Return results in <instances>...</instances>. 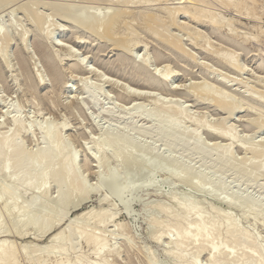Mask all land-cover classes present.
Returning <instances> with one entry per match:
<instances>
[{"label": "rangeland", "instance_id": "obj_1", "mask_svg": "<svg viewBox=\"0 0 264 264\" xmlns=\"http://www.w3.org/2000/svg\"><path fill=\"white\" fill-rule=\"evenodd\" d=\"M119 10L128 15L114 42L102 28ZM83 11L91 18L80 22ZM211 13L225 23L213 22ZM154 15L159 19L145 22ZM0 30V139L7 135L11 144L16 137L26 158L36 153L37 167L29 176L18 172L20 177L15 166L24 158L5 170L0 161V245L12 250L0 264H264V0H0ZM41 44L60 71L58 80ZM70 50L94 72L76 71ZM145 57L150 62L143 67ZM230 57L239 65H231ZM135 89L138 97H128ZM161 130H179L185 147L165 145ZM197 140L204 151L193 149ZM50 141L61 146L56 154L37 157ZM258 147L262 151L254 152ZM207 149L210 157L202 153ZM234 157L240 172L228 165L219 170ZM62 159L71 175L58 183L52 178L64 175ZM249 170L255 173L251 181L240 176ZM131 183L130 189L138 186L133 193ZM228 220L239 230L230 229ZM83 226L88 236L101 238L88 243L76 235ZM69 229L63 253L61 236ZM213 244L224 253L212 258Z\"/></svg>", "mask_w": 264, "mask_h": 264}, {"label": "bare ground", "instance_id": "obj_2", "mask_svg": "<svg viewBox=\"0 0 264 264\" xmlns=\"http://www.w3.org/2000/svg\"><path fill=\"white\" fill-rule=\"evenodd\" d=\"M158 1V0H157ZM161 1V0H160ZM147 2V1H146ZM240 4V3H239ZM195 8V7H194ZM87 9V8H86ZM90 9V8H89ZM187 10V8H184V10ZM196 9V8H195ZM122 10V9H121ZM185 10V12H187L189 15H190V13L193 11L192 9H189L190 11H186ZM57 11V10H56ZM120 11V10H119ZM124 11V10H123ZM123 11H120V12H115L114 14H112V15H110L109 16V19H108V22L107 23H105L106 24V27H103L102 29L104 30V31H106L108 34H114L113 36H115V40L114 39H110V40H114V42L117 40L116 39V36L118 35V33L116 34V31H117V27L120 25V24H122L123 22H124V20H125V18H126V16L128 15L127 14V10L125 11V12H123ZM173 11V10H172ZM183 11V10H182ZM195 11V10H194ZM64 12V11H63ZM62 12V13H63ZM91 12H93V11H91L90 10V13L89 14H91ZM174 12V11H173ZM173 12H170V14L172 13V15H174L173 14ZM86 13H88V12H81L80 14L79 13H77V19L81 22V20L82 19H86L88 16H85L86 18H83L84 17V15H86ZM98 13V12H97ZM129 13V12H128ZM175 13H176V10H175ZM210 13V12H209ZM88 14V15H89ZM93 14V13H92ZM100 15H101V13H99ZM98 14V15H99ZM186 14V13H185ZM187 14V15H188ZM62 15V14H61ZM98 16V19H100V20H104L103 19V16H102V19L100 18L101 16ZM147 15V14H146ZM193 15V14H192ZM192 15L190 16V17H192ZM211 16H213L212 15V13L210 14ZM209 15V16H210ZM215 15V14H214ZM64 15H62V17H63ZM94 16H96V14H95V12H94V14L92 15V18L94 17ZM194 16V15H193ZM200 16V15H199ZM202 16V15H201ZM196 17V16H195ZM198 17V16H197ZM206 17V16H205ZM89 18H91V15H89V17L87 18V19H89ZM97 18V16L94 18V20ZM145 18H147V19H145V22H148L149 21V19H151V21H152V19H159L158 17H156L155 15L154 16H150V17H145ZM200 18V17H199ZM207 18H208V15H207ZM97 19V20H98ZM212 21L213 22H215V17L213 16L212 18ZM211 19L209 18V20L211 21ZM84 20H82V22L84 21ZM106 20H107V18H106ZM99 21V20H98ZM85 22V21H84ZM86 22H87V20H86ZM100 22V21H99ZM176 22H178V21H176ZM182 22V21H181ZM217 22V21H216ZM215 22V23H216ZM94 23V22H93ZM125 23V22H124ZM185 23V22H184ZM218 24H224L223 22H217ZM80 24V23H79ZM83 24V23H82ZM95 24V23H94ZM96 24H98V23H96ZM128 24V23H127ZM146 24V23H145ZM149 24V23H148ZM147 24V25H148ZM179 23H177L176 25H178ZM87 25V24H86ZM99 25V24H98ZM124 25V24H123ZM216 25V24H215ZM92 26V25H91ZM90 26V27H91ZM96 26V25H95ZM94 26V27H95ZM126 27H127V25H126ZM96 28H97V26H96ZM128 28H129V25H128ZM1 31V30H0ZM3 32V31H2ZM62 32V31H61ZM96 32V31H95ZM133 32V31H132ZM106 33V34H107ZM1 34V33H0ZM62 34V33H61ZM60 34V35H61ZM107 34V35H108ZM116 34V35H115ZM119 34H120V32H119ZM122 34V33H121ZM121 34H120V38H122L121 37ZM47 36V35H46ZM50 36V35H49ZM195 36V35H194ZM108 37H110V36H108ZM112 37V36H111ZM119 37V36H118ZM164 37V36H163ZM161 38V37H160ZM49 39H50V41H54L55 39L53 38V36L52 37H49ZM125 39V37L123 38V40ZM129 39V38H128ZM59 40V39H58ZM61 40V39H60ZM119 40H121V39H119ZM118 41V40H117ZM125 41H127V38L125 39ZM129 41V40H128ZM172 41V40H171ZM57 42H59V41H57ZM63 42V41H62ZM121 42V41H120ZM54 43V42H53ZM56 43V42H55ZM60 43V42H59ZM67 43V42H66ZM174 43V42H173ZM65 44V43H64ZM117 44H118V42H117ZM116 44V45H117ZM119 44H121V43H119ZM118 44V45H119ZM171 44H172V42H171ZM175 44V43H174ZM68 45V44H67ZM173 45V44H172ZM244 45V44H243ZM41 46V49L43 50L42 51V53L44 54V56H45V59H46V63H47V65L49 66V68H50V70H51V73H52V75H53V77H54V79L55 80H58L59 79V77H60V71H59V69H58V67L56 66V65H54L53 64V62L50 60V58H49V56H48V54H46V51H44V49L42 48V44L40 45ZM64 46V45H63ZM69 46V45H68ZM65 47H66V45H65ZM73 47V46H72ZM180 47V46H179ZM208 47V46H207ZM74 48V47H73ZM67 49V48H66ZM70 49V48H69ZM68 49V50H69ZM180 49V48H179ZM231 49V48H230ZM74 51H75V48H74ZM74 51H68V54L70 55V56H72V57H75L76 59H74L75 60V63H74V69L76 70V71H78V70H81V69H86V71L88 70L89 71V73L90 72H94L93 70H92V68H87L88 66H85L84 65V61L82 60V57L81 58H79L78 57V55L74 52ZM236 51V50H235ZM237 52V51H236ZM226 54V53H225ZM232 54V53H231ZM227 55H230V54H227ZM233 55V54H232ZM231 55V56H232ZM85 57V59H86V57L87 56H84ZM83 57V58H84ZM146 58V57H145ZM148 58V57H147ZM145 59V61H144V63L142 64L143 65V67H145V65L147 66L148 65V63L150 62L149 61V59ZM227 58V57H226ZM233 58V57H232ZM136 59V58H135ZM142 61H143V58H142ZM236 61V60H235ZM235 61L233 60V59H231V57L228 59V62L231 64V65H233L234 66V63H235ZM237 62V61H236ZM238 63V62H237ZM236 64V63H235ZM241 64V63H240ZM89 65V64H88ZM236 65H239V64H236ZM244 65V64H243ZM160 66V65H159ZM166 68H167V66H165ZM238 67V69L241 67V65H240V67L239 66H237ZM157 68V67H156ZM244 68V67H243ZM243 68L241 67V71H243ZM72 69H73V67H72ZM95 69V68H94ZM143 69V68H142ZM237 69V68H236ZM96 71H97V69H95ZM155 70V69H154ZM244 70H245V68H244ZM73 71V70H72ZM71 71V72H72ZM84 71V70H83ZM142 71L143 70H140V72L142 73ZM158 71V70H157ZM172 71V70H171ZM102 72V71H101ZM101 72H99V73H101ZM139 72V73H140ZM145 72V71H144ZM160 72H162V71H160V69H159V73ZM174 72V71H173ZM88 73V72H87ZM86 73V74H87ZM140 73V74H141ZM146 73V72H145ZM163 73H164V71H163ZM77 74V73H76ZM103 74V73H102ZM173 74V73H172ZM95 75V74H94ZM142 75H143V73H142ZM150 75V74H149ZM100 76V75H99ZM108 76V75H107ZM135 76H137V75H135ZM144 76V75H143ZM152 76H154L155 78H156V80H157V78H158V80L159 79H163L160 75H158L157 73H152ZM142 77V76H141ZM109 78H110V76H109ZM147 78V77H146ZM145 78V79H146ZM173 78V76L172 75H170L168 72H167V74L165 75V78H164V80H166L167 82H170V79H172ZM101 79V78H100ZM111 79V78H110ZM144 79V78H143ZM150 79H153V78H150ZM106 80H108V79H105L104 80V82H108V81H106ZM142 80V79H141ZM111 81V80H110ZM147 81V80H146ZM153 81V80H152ZM157 82V81H156ZM43 83V82H42ZM152 83V82H151ZM126 84V83H125ZM181 84V83H180ZM179 84V85H180ZM123 85V84H122ZM178 85V86H179ZM130 86V85H129ZM125 87V86H124ZM131 87V86H130ZM129 87V88H130ZM132 88V87H131ZM143 89V88H142ZM209 89V88H208ZM124 90H125V88H124ZM129 90V89H128ZM139 90V89H138ZM214 89H212V91H213ZM133 91H134V87H133ZM206 91V90H205ZM142 92H144V91H142ZM147 92V91H146ZM150 92V91H149ZM126 93H127V91H126ZM135 93H137V90L135 89V92L133 93L131 90L130 91H128V94H127V96L128 97H130V98H135L136 96H137V94H135ZM139 93V92H138ZM151 94V93H150ZM203 94V93H202ZM208 94V93H207ZM140 96H142V94H139ZM144 95V94H143ZM148 95V94H147ZM146 95V96H147ZM213 95V94H212ZM145 96V95H144ZM214 96V95H213ZM229 95H227V97H228ZM231 96H232V94H231ZM236 96V95H235ZM126 97V95H124V97L123 98H125ZM138 97V96H137ZM226 97V98H227ZM230 97V96H229ZM94 98V97H93ZM96 98V97H95ZM122 98V99H123ZM140 99V98H139ZM212 99V98H211ZM126 100H127V98H126ZM216 100H217V98H216ZM223 100H224V98H223ZM125 101V100H124ZM221 101V100H220ZM226 101H228V100H226ZM222 102V101H221ZM229 102V101H228ZM243 102V101H242ZM245 102V101H244ZM247 102H249V101H247ZM128 102H126V104H127ZM224 102H222L221 104H223ZM234 104V103H233ZM131 105H133V104H131ZM130 105V106H131ZM137 105V104H136ZM217 105V104H216ZM228 105V104H227ZM231 105V104H230ZM219 107L220 106H222V107H224V105H218ZM226 106V105H225ZM251 106V105H250ZM228 106H226V108H227ZM230 107V106H229ZM234 107V106H233ZM132 108V107H131ZM231 108H232V105H231ZM237 109V108H236ZM258 109V108H257ZM261 109H262V107H261ZM106 110V109H105ZM180 110V109H179ZM182 110V111H181ZM180 111H181V113L184 111L183 109H181ZM260 110V109H259ZM107 111V110H106ZM179 111V112H180ZM260 111H264V110H260ZM110 112V111H109ZM184 113V112H183ZM232 113V112H231ZM173 116V115H172ZM19 121V122H18ZM14 122L17 124L16 125V127L18 126L19 127V129H20V125H21V122H20V120H18V118L16 119H14ZM262 124V123H261ZM259 124L257 123V126H258ZM263 125V124H262ZM160 126V125H159ZM158 126V127H159ZM161 126H162V124H161ZM160 126V127H161ZM260 126V125H259ZM157 127V128H158ZM262 127H264V126H262ZM162 128V127H161ZM177 128V127H176ZM260 129H261V127H259ZM24 129V128H23ZM163 129V128H162ZM164 129H166V128H164ZM179 129V128H178ZM213 129V128H212ZM264 129V128H263ZM158 130H160V129H158ZM180 130V134L183 132V131H181V129H179ZM179 130H177V132H170V131H167V130H165V132H163V130H161V135H163V142L165 143V145H167V146H173L175 143L176 144H178L179 146H182V147H185V145H186V142L184 141L185 140V138L184 139H182L181 137H180V134H179ZM210 130V129H209ZM213 130H215V129H213ZM230 130H231V128H230ZM233 130V129H232ZM217 132H218V130H217ZM228 133H229V135H230V137L229 138H231V135H234V134H232L233 133V131H232V133L230 134V131H227ZM49 133V132H48ZM183 133H185V131L183 132ZM219 133V132H218ZM210 134L211 135H215L216 134V132L214 131H212V132H210ZM222 133H219V135H221ZM48 135V134H47ZM217 135V134H216ZM223 135H225V134H223ZM228 135V134H227ZM226 135V136H227ZM111 137V139H110V137ZM107 138L111 141V142H113V140H117L116 139V136H111V135H109ZM159 136V135H158ZM185 136V135H184ZM115 137V138H114ZM117 137H119V136H117ZM125 137V136H124ZM124 137H122V139H123V141H124ZM16 138V137H15ZM14 138V140L11 142V144H10V142L8 143V139H9V136H4L2 139H0V161L2 160V162H3V166H2V170H5V169H7V166H8V163L9 162H11V161H15L17 158H21L22 157V160H23V158L25 159V162L23 161L22 163H20L18 166L16 165H14L15 167H16V170H18V171H16L17 173L19 172H21V173H23L24 175L26 174V176H29V174L31 175L34 171H36V169H37V167H36V164L34 163V158L36 157V153H34V155L31 153V152H29V155H27V156H29L28 158H26L25 156H24V154H25V152L23 151V148H22V144L21 143H19V141L17 140V139H15ZM59 139L60 138H58V141H59ZM118 139H120V138H118ZM231 139H234V138H231ZM61 140V139H60ZM125 140H130L128 137L125 139ZM57 142V141H56ZM115 142V141H114ZM113 142V143H114ZM118 143H119V141H117ZM121 143H122V140L120 141ZM125 142V141H124ZM127 142V141H126ZM129 142V141H128ZM131 142V141H130ZM107 143H109L110 144V142H108L107 141ZM116 143V142H115ZM134 143H136V142H134ZM133 142H132V144H134ZM230 143V142H229ZM231 143H233V141H231ZM112 144V143H111ZM117 144V143H116ZM123 144V143H122ZM176 144H175V146H176ZM242 144H243V142H242ZM242 144H240V145H242ZM58 145V144H57ZM188 145V144H187ZM239 145V146H240ZM59 146V145H58ZM58 146H56V143L54 142L53 143V141H50V144L48 145V147L47 148H45V149H43V150H41L40 152H39V156H37V157H39V158H48V157H52V155H55L56 154V150H57V148H58ZM232 146V145H231ZM244 146V145H243ZM261 146V145H260ZM61 146H59V148H60ZM181 147V148H182ZM187 147V146H186ZM228 147H229V144H228ZM261 147H263V146H261ZM201 145H200V143H199V141L197 140V142H196V144H194V146H193V149L194 150H198V152H200L199 150H201ZM227 149V148H226ZM230 149V148H229ZM242 149V148H241ZM259 147L258 148H254V152H256V153H259V151H262V149H259ZM25 150V149H24ZM193 150V151H194ZM208 150V149H207ZM264 150V149H263ZM119 151V150H118ZM118 151H117V153H118ZM201 151H204V150H201ZM54 152H55V154H54ZM58 152H60V151H58ZM195 152H197V151H195ZM206 152V151H205ZM262 152H264V151H262ZM24 153V154H23ZM61 153V152H60ZM63 153L64 152H62V155H63ZM203 153V155L205 154V155H207V156H211V152H209V150H208V152H206V153H204V152H202ZM28 154V153H27ZM32 155V157H31V155ZM262 154V153H261ZM26 155V154H25ZM58 155V154H57ZM115 155H117L116 153H115ZM33 156H35L34 158H33ZM209 156V157H210ZM55 157V156H54ZM60 157H62V156H60ZM59 157V158H60ZM206 157V156H205ZM231 157V156H230ZM33 158V159H32ZM56 159H58L57 157H55ZM63 158V157H62ZM130 158V157H129ZM28 161H27V160ZM51 159V158H50ZM55 159V160H56ZM206 159V158H205ZM204 159V160H205ZM236 158L234 157V158H232V159H230V160H226V161H224V162H222V164H221V166L219 167V170H222L223 168L222 167H225V166H227L228 165V167H231V171L233 170V172L235 171L236 172V170H238L239 171V169H238V167L236 166L237 164H236V160H235ZM32 160V161H31ZM63 160V159H62ZM73 160V162H74V160H75V157L72 159ZM221 160V159H220ZM59 161H61V160H59ZM129 161V160H128ZM65 162H69V161H65ZM63 163H64V160H63ZM52 164V163H51ZM68 164H70V163H64V167H65V172H64V175H62L61 177L60 176H58V175H54L53 176V181H57L58 183L59 182H61L62 180L64 181V179L65 180H67L69 177L68 176H70L71 175V171L69 170L70 168L68 167ZM10 165H12L11 163H10ZM9 165V166H10ZM9 166H8V168H9ZM52 166V165H51ZM13 167V166H12ZM14 168V167H13ZM15 169V168H14ZM225 169V168H224ZM227 169V168H226ZM229 169V168H228ZM44 172L42 173H40L41 175L43 174L45 177H46V175L44 174L46 171H47V168L46 169H44L43 170ZM70 171V172H69ZM185 171V173L187 174L188 173V169H185L184 170ZM223 171V170H222ZM240 172V171H239ZM241 172H243V171H241ZM17 173H15L16 174V176L17 175H19V173L17 174ZM69 173H70V175H69ZM128 173V172H127ZM262 173V172H261ZM28 174V175H27ZM154 174V173H153ZM233 174H235V173H233ZM239 173L237 172V175H238ZM240 174H242V173H240ZM255 173H254V171H252V170H249V171H246V172H244L243 173V175H240V176H243V178H245V179H247L248 181L253 177V175H254ZM8 175V174H7ZM42 175V176H43ZM196 175V174H195ZM264 176V172L261 174V176ZM12 176H15L14 174L12 175ZM11 176V177H12ZM15 176V177H16ZM20 176V175H19ZM19 176H18V178H19ZM22 176V175H21ZM20 176V177H21ZM44 176H43V178H44ZM183 176V175H182ZM240 176H239V178H240ZM24 177V176H23ZM112 177V176H111ZM111 177H109V174H108V178H106V180L107 179H111ZM133 177V176H132ZM146 177V176H145ZM255 177V176H254ZM27 178V177H26ZM74 178V177H73ZM138 178V177H137ZM184 178V177H183ZM12 179V178H11ZM10 179V180H11ZM17 179V178H16ZM15 178H14V180H16ZM107 180L108 181V185L110 186V188H111V186L113 187L116 183L114 182V181H112V180ZM113 179H114V177H113ZM140 179V178H139ZM147 179V178H146ZM254 179V178H253ZM13 180V181H14ZM19 180H21L20 178H19ZM24 180V179H23ZM41 180V179H40ZM44 180V179H43ZM106 180H105V182H106ZM243 180V179H242ZM256 180V179H255ZM26 181V180H25ZM45 181H47V180H45ZM62 181V182H63ZM117 181V180H116ZM251 181V180H250ZM256 181H258V180H256ZM14 182H18V179H17V181H14ZM13 182V183H14ZM20 182V181H19ZM40 183L42 182V181H39ZM39 182H36L37 184L39 183ZM44 182V181H43ZM131 182V181H130ZM147 182V181H146ZM222 182V181H221ZM11 183H12V181H11ZM10 183V184H11ZM22 183V182H21ZM29 183H30V181H29ZM82 182H80V184H81ZM126 183V182H125ZM36 184V185H37ZM103 185H105L106 186V184L105 183H102ZM151 184V183H150ZM219 189L220 188H222V184H220V181H219ZM43 185H45V184H39L38 186L42 189V187H43ZM82 185V187H83V183L81 184ZM81 185H79V186H81ZM122 185V184H121ZM128 185V184H127ZM143 185V184H142ZM30 186H32V183H31V185ZM125 186V185H124ZM123 186V187H124ZM131 186H133L132 185V183H131V185H129V191L131 192V193H133L134 191H136V188L138 187H132V189H134V191L132 190V189H130V187ZM8 187H10V185L9 186H7V188ZM13 187V186H12ZM33 187H35L36 188V186H33ZM32 187V188H33ZM107 187V186H106ZM115 187V186H114ZM7 188L5 189V190H3V191H7ZM38 188V187H37ZM108 188V187H107ZM10 189V188H9ZM124 189H127L126 188V186L124 187ZM2 191V192H3ZM8 191H10V190H8ZM12 191V190H11ZM8 193V192H7ZM59 194H61V192L59 193ZM1 197H2V195H1ZM5 197V196H4ZM3 197V198H4ZM180 199V198H179ZM183 199V198H182ZM104 200H106V197L104 198ZM39 202V201H38ZM250 204H251V208H253V209H255V206L257 205V203H256V201L255 202H252V201H250ZM249 204V205H250ZM28 207V206H27ZM55 207V206H54ZM51 208V207H50ZM19 209H20V207H19ZM29 209V208H28ZM35 209V208H34ZM37 209V208H36ZM54 208L52 207L51 208V210L54 212V210H53ZM183 209V208H182ZM181 209V210H182ZM185 209V208H184ZM183 209V210H184ZM32 210V209H31ZM38 210V209H37ZM50 210V209H49ZM48 210V211H49ZM182 210V211H183ZM251 210V209H250ZM27 211V210H26ZM33 212L34 211H36V210H32ZM185 211V210H184ZM29 212V211H28ZM53 212H51V214H50V216L52 215V213ZM66 212V211H65ZM64 212V213H65ZM186 212V211H185ZM252 212H253V210H252ZM31 213V212H30ZM45 213V212H44ZM48 213H50V212H48ZM196 213V212H195ZM38 213H36V215H37ZM28 215V214H27ZM31 215V214H30ZM34 215V214H33ZM179 215H180V212H179ZM32 216V215H31ZM41 216V215H40ZM61 216V215H60ZM62 216H65V214H62ZM100 216V215H99ZM181 216V215H180ZM30 217V216H29ZM35 217V216H34ZM42 217V216H41ZM32 217H30V218H28V219H30V221H32V219H31ZM43 218H47V219H49L50 220V218H48L47 217V214H46V217H43ZM42 218V219H43ZM61 218H63V217H61ZM37 219V218H36ZM97 219H98V217H97ZM41 220V219H40ZM46 220V219H45ZM44 220V221H45ZM52 221L50 222L51 224H52V222L54 221V219H51ZM198 220V219H197ZM232 220V219H231ZM230 220V221H231ZM29 220L28 221H26L25 223H26V226L27 227H29L28 225L31 223ZM34 221H36V220H34L33 219V221H32V224H33V222ZM43 221V222H44ZM229 221V220H228ZM229 221V222H230ZM235 221V220H234ZM40 222V221H39ZM198 222H199V220H198ZM46 223V222H45ZM45 223H44V225H45ZM48 223H49V221H48ZM47 223V224H48ZM201 223V222H200ZM235 223V222H234ZM32 224H30V225H32ZM41 224V223H40ZM51 224H49L50 226H52ZM42 225H43V223H42ZM54 225V224H53ZM74 225V224H73ZM85 225H87L86 223H85ZM229 228L230 229H232L234 226L236 227V225H234L233 224V222H230L229 224ZM24 226V225H23ZM72 225L70 224L69 225V227L68 228H72L71 227ZM200 226V225H199ZM204 226V225H203ZM238 226V225H237ZM25 227V226H24ZM46 227H48L47 225L45 226V228ZM86 228V226H83V228L79 231V234H77L76 233V235H79L80 237L82 236V237H84V239L86 238L87 239V241H88V243H95L97 240H98V238L100 237L101 238V236L99 235V237L98 236H95V235H92V236H88V233H87V230L85 229ZM234 227V228H235ZM42 228H44V226H42ZM236 229H238V227H236ZM45 230V229H44ZM74 230V229H73ZM202 230H203V228L202 227H199V232H198V234L197 235H199L200 233H203L202 232ZM239 230V229H238ZM71 231H72V229H71ZM70 231V229L68 230V234L66 235V234H64V233H62V234H64V235H62L61 233V242H62V240H63V238H64V243L62 244V247L60 248V249H62L63 250V253H64V251H67V244H68V240H69V238H70V236L72 235V232ZM237 231V230H236ZM244 231H245V229H244ZM75 232V231H74ZM67 233V232H66ZM238 233V232H237ZM58 234V233H57ZM60 234H58L59 235V238H60ZM74 234V233H73ZM239 235H240V233H238ZM244 234H245V232H244ZM58 235L56 236V238L58 237ZM66 235V236H65ZM75 235V234H74ZM73 235V236H74ZM122 235H123V233H122ZM201 235V234H200ZM121 236V235H120ZM53 237H55V235L54 236H52V238L51 239H49L50 240V242L48 241V244L46 245V247L48 248V247H50L52 244H53V242L54 241H56V239L55 238H53ZM63 237V238H62ZM125 237V239L127 238L126 236H124ZM194 237H196V235L194 236ZM194 237H192V238H194ZM120 238H123V237H120ZM241 238H242V235H241ZM255 238V237H254ZM58 239V238H57ZM124 239V238H123ZM128 239V238H127ZM240 239V238H239ZM238 239V240H239ZM103 241V240H102ZM191 241V240H190ZM254 241H256V240H254ZM253 240H252V243L254 244L255 242H254ZM66 242H67V244H66ZM101 242V241H100ZM194 242H195V240H194ZM257 242V241H256ZM1 243V242H0ZM99 243V242H98ZM258 243V242H257ZM256 243V244H257ZM69 244H70V242H69ZM97 244V243H96ZM2 246V244L0 245V247ZM4 246H5V244H4ZM9 246V245H8ZM26 246V245H25ZM12 247V246H11ZM45 247V248H46ZM107 246H106V243H104V244H102L100 247H98V248H96V251H95V254L96 255H101V252H103V250H105V248H106ZM257 247V246H256ZM3 247H1V249H0V261L2 260V261H4V262H6V259L8 260V257H9V255H10V253L12 254V250L10 251V253H9V250H8V248L9 247H7V250L4 248V249H2ZM202 249V248H201ZM254 249H256V248H254ZM258 249V248H257ZM43 250H45V249H43ZM47 250H49V248L47 249ZM61 250V251H62ZM71 250V249H70ZM4 251H7L6 253L4 252ZM46 251V250H45ZM107 252L109 251V250H106ZM202 251V250H201ZM224 248L222 247V246H217L216 244H213V246H212V248H211V257L213 258V257H217V256H219V255H221V254H223L224 252ZM15 252V251H14ZM47 252V251H46ZM68 252V251H67ZM66 252V253H67ZM223 252V253H222ZM49 253H51V252H49ZM110 253V252H109ZM221 253V254H220ZM6 256H5V255ZM9 254V255H8ZM46 254H48V253H46ZM52 254V253H51ZM60 254V253H59ZM111 254V253H110ZM7 255H8V257H7ZM226 255H227V253H226ZM249 255V254H248ZM3 256H5V257H7V258H4V260L3 259H1V258H3ZM186 256V255H185ZM229 256V255H228ZM250 257H254V256H251V255H249ZM13 256H11L10 258H12ZM49 257H50V255H49ZM186 257H188V256H186ZM257 257V256H256ZM247 258V257H246ZM16 259V258H15ZM43 259V258H42ZM47 259H48V257H47ZM46 258H45V260H47ZM186 259V258H185ZM245 259V258H244ZM248 259V258H247ZM251 259H253V258H251ZM16 261V260H15ZM14 261V262H15ZM39 261V260H38ZM61 261V260H60ZM58 262V264H63L62 262ZM195 262H193L194 264H198V262H197V260H194ZM248 261V260H247ZM251 261V260H250ZM253 261V260H252ZM8 262V261H7ZM17 262H18V260H17ZM44 262V261H43ZM46 262V261H45ZM44 262V263H45ZM254 262V261H253ZM3 263V262H2ZM40 263V262H39ZM185 263H187V262H185ZM43 264V263H42ZM90 264H110V262L107 260V259H103V261H102V263L100 262V263H90ZM191 264V263H190Z\"/></svg>", "mask_w": 264, "mask_h": 264}]
</instances>
